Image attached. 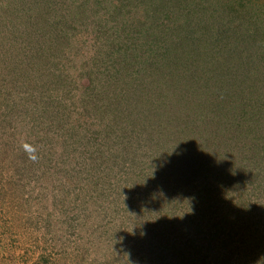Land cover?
<instances>
[{
	"label": "rangeland",
	"instance_id": "obj_1",
	"mask_svg": "<svg viewBox=\"0 0 264 264\" xmlns=\"http://www.w3.org/2000/svg\"><path fill=\"white\" fill-rule=\"evenodd\" d=\"M56 33L59 37L54 40ZM263 49L264 0H0V264H149L157 255H172L181 246L186 250L178 253L185 254L184 264H264L263 188L248 197L243 191L245 201H237L250 204L246 212L251 219L246 218L252 224L240 226L245 234L242 243H237L230 228L186 242L185 234L150 233L148 226L160 220L167 207L161 197L152 205L139 200L137 184V196L131 199L129 190L125 202L119 198L118 174L125 171L123 162L132 160L133 153L123 157L124 149H118L120 159L114 161L113 153L104 157L97 149L98 164L83 169L75 162V155L82 154V141L78 150L62 151L61 160L56 157L48 171L33 163L35 170L18 172L8 151L19 143L15 134V138L31 134L42 144L61 146L56 132L65 119L59 122L58 114L75 112L86 100L83 93L92 96L91 82L101 74L100 83L107 90L116 80L117 90L121 85L135 90L130 100L117 104L119 111L111 109L113 114L137 125L138 115L155 110L149 101L153 97L139 99L147 89L154 97L162 87L164 95V86L174 95L189 89L188 98L203 94L198 97L219 104L216 121L222 119L233 128L227 131L229 152L221 149L216 137L223 133L215 126L210 133L214 146L206 155L234 161L233 145L246 142L247 154L251 142L254 153L263 156L264 106L254 105L264 104ZM45 51H52L53 57ZM111 72L117 73L113 76L117 79L104 81L102 74L108 78ZM255 126H259L256 131ZM250 130L252 134L244 132ZM86 146L92 155L91 146ZM194 150L185 142L182 155L197 154ZM144 153L146 161L154 156L152 149ZM252 157L251 151L246 159ZM102 162L108 182L96 186L94 178L100 174L96 169ZM169 167L175 170L181 163ZM163 169L169 170L165 163ZM5 173L13 177L9 185ZM158 174L157 169L154 177L160 180ZM260 180L264 182V177ZM193 192L194 185L177 192L170 208L174 218L200 217ZM227 240L228 249H218L220 241Z\"/></svg>",
	"mask_w": 264,
	"mask_h": 264
},
{
	"label": "trees",
	"instance_id": "obj_2",
	"mask_svg": "<svg viewBox=\"0 0 264 264\" xmlns=\"http://www.w3.org/2000/svg\"><path fill=\"white\" fill-rule=\"evenodd\" d=\"M82 4L86 6L88 2ZM80 8L83 9L82 11L84 13H87L85 7L80 6ZM63 20L64 24L68 23L66 17ZM173 32L174 30L169 31V36L173 37ZM58 37V33H56L53 39L55 40ZM38 51L40 52L39 56L42 57L44 55L43 52ZM49 56L50 59L53 57L52 51L51 54L49 53ZM94 56L95 53H93L92 58ZM43 57V63L47 64L48 62ZM136 60L135 58L132 62L130 59L129 63H135ZM262 60L264 61V57ZM141 61H144V59H141ZM158 61L160 62V60ZM158 64L161 65V62ZM250 64L252 65V60ZM242 70L243 67H238V71ZM250 73L253 74V70L250 69ZM100 75L95 81L91 80L94 81L91 83L93 85L95 84V88H92V96L87 97L83 93V98L86 100L81 103V106L75 112H61L58 114L57 119L59 122L65 119V122H62V125L59 127L60 131L56 132L59 134L57 137L62 139L61 146L58 144L56 146L55 144L53 146L46 143L42 144L38 138H33L31 134L27 138H23L20 135L18 138H15L16 134L13 136L19 142L16 144V147H8V151L13 153L11 155L12 159L17 161L14 164V171L35 170L33 163L39 164L42 170L48 171L52 168V161H56V157L61 160L62 151L68 152L70 149L78 150L79 144L82 141L84 143L81 149L82 154L75 155V162L76 164H80L79 166L83 169H89L92 165L96 166L98 164L95 152L98 151L97 149L100 150L104 157H111L113 153V156L116 158L114 161H117L121 155L118 149L123 148L122 156L124 157L133 153V159L125 160L123 164L126 169L125 171L120 170L121 172L118 174L121 187L117 189V192L122 202H125L128 198L129 190L131 199L133 194L137 196L134 189L139 184L137 188L139 200H144V202L152 205V200L157 201V197H161L159 199L167 206L164 216L148 226L150 233L153 230L154 233L160 231L164 234L169 232L178 233L177 235L182 234V236L185 234L187 238L186 242H189L190 238L199 237L202 233L205 235H213L214 237L215 234L230 228L233 231V236L236 238L237 243H242L245 234L243 227L240 228V226H243V224L246 225L250 221L246 218L247 216L251 219V215H247L248 212H246L250 204L244 202L237 203V201L239 199L245 201L241 198V192L243 191H246L244 197H248L255 190L264 189V182L260 180L264 177V167H261L262 169L259 168L262 162L264 164V155L260 156L257 152L255 154L252 150L251 142L248 153L252 151L253 157L249 159H246L248 155L245 152L247 149L246 142L241 146L233 145L234 161L228 160L230 162H223L211 153H207L206 155V151L214 146V142H212L213 135L210 134H214L212 132L213 128L217 126L220 128L219 133H223L221 136H217L216 139L220 142L221 149L224 151L227 150L226 153L231 148V135L227 131L233 128L229 126L230 123L223 122L222 119L216 121L220 113L215 108L219 104L203 98L201 99L203 94L197 96L191 94L188 98L187 93H189V89H181L179 91L181 95H174L170 90L171 88L166 90L164 86V95L162 87L158 89L159 94L157 97H154L151 88L147 89L144 94L140 95L139 99L153 97V100L149 101H151L155 110L153 113L148 112L147 114L138 115L141 121L137 118V125L131 120L124 118L125 116L122 117L118 114H113L111 109L115 108V110H118L117 104L120 105L125 99L130 100L135 90L133 89L131 91L130 88L129 91L123 85L119 86L117 90V77H113L117 76L116 72H111V76L109 75L108 78H106V73L102 74L104 81L109 80V78L116 80L111 85H107L113 86L114 88H108L107 90L106 84L100 83ZM96 80H98L97 83ZM97 95L100 98H94ZM254 105H257L259 108L264 106V104L257 103ZM1 113L0 111V123L3 120ZM71 114H73L72 117ZM236 125L240 126L239 124ZM258 128L259 126H255V131ZM244 132L252 134L251 130L250 132ZM81 134H83L82 140L81 138L78 139ZM115 134L116 137H114ZM201 139L205 142L203 146L200 141ZM185 142H188L191 147H194V151L198 153L186 154L184 152L182 155V147ZM86 144L91 146L92 149L90 150H92V155H90L91 152H88ZM145 149H148V151L152 149L154 153V156L148 161H146V156L142 158L145 155ZM16 155L20 158L16 157ZM183 157L185 160H183ZM227 157L232 159L231 154H227ZM231 161L233 165H231ZM250 161H253L257 165L249 168L246 162L249 163ZM175 162H180L181 168L172 170L169 166ZM59 163L62 162L59 161L55 165H59ZM104 163H100L96 169L100 173L94 178V185L96 186H103L108 182ZM163 163L166 164L169 170L163 169ZM157 169L160 180L154 177ZM103 172L104 176H102ZM247 174H252V176H247ZM4 176L6 184L9 185V181L13 177L7 173ZM161 177H167L168 181L166 183L164 180L161 181ZM185 185H194L192 200L195 206H200L199 213L201 215L198 218L185 216L183 219H177L171 214V204L176 198L177 192ZM236 194L238 196L233 198ZM170 195L174 197L170 198ZM144 202L141 201V204ZM237 213H242V215H238ZM250 224L252 222L247 223V225ZM212 228L215 229L214 232H212ZM155 238L157 239L158 237L156 236ZM228 241L231 242L230 240L220 241L218 249L220 246L228 249L225 246ZM183 248L184 246H181L179 250L174 248L175 251L172 255H157L158 258H156L155 263L151 262L149 264H184L186 263L184 259L185 254L182 253L180 256L178 254L179 252L186 251ZM130 252L131 250L128 244V250L126 249L125 253L128 255Z\"/></svg>",
	"mask_w": 264,
	"mask_h": 264
}]
</instances>
